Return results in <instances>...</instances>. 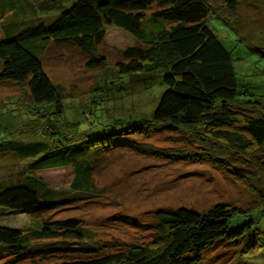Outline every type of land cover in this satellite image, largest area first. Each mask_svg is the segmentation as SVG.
<instances>
[{
    "label": "trees",
    "instance_id": "16d2710c",
    "mask_svg": "<svg viewBox=\"0 0 264 264\" xmlns=\"http://www.w3.org/2000/svg\"><path fill=\"white\" fill-rule=\"evenodd\" d=\"M67 2L58 4L52 21L10 26L0 39V82L25 84L28 91L15 98L13 108L0 110V155L10 152L29 160L0 180V210L30 219L26 228L0 224V259L200 264L204 253L222 241L240 242L241 257L248 252L256 260L264 258V94L239 87L233 49L209 24L215 17L241 33L236 24L240 0H224L223 8L208 0ZM107 26L123 29L140 44L125 51L127 60L108 67L97 54ZM256 37L252 50L262 62L264 30ZM63 41L87 54L89 67H105L101 71L110 78L104 83L118 86L113 95L125 94L119 87L137 75L155 76L156 102L116 116L108 106L110 93L100 88L89 105L91 115L84 117L68 106L71 97L52 81L41 60L52 42ZM159 133L169 134L173 145L146 141ZM121 149L172 162L209 163L244 185L250 202H218L202 211L158 209L154 222L143 223L144 240L114 238L97 245L86 242L90 235L79 218L45 219L60 205L102 193L93 180L95 166L105 152ZM67 166L74 169L69 195L58 197L37 172Z\"/></svg>",
    "mask_w": 264,
    "mask_h": 264
},
{
    "label": "rangeland",
    "instance_id": "374dc122",
    "mask_svg": "<svg viewBox=\"0 0 264 264\" xmlns=\"http://www.w3.org/2000/svg\"><path fill=\"white\" fill-rule=\"evenodd\" d=\"M67 1L0 0V39L8 36L10 26H22L31 19V22L41 19L52 21L57 16L58 4L70 5L71 2ZM208 1L217 8L224 7V0ZM44 4L49 6L48 10L44 9ZM209 24L225 44L233 49L239 87L250 92L253 90L258 95L264 94V58L262 62L256 61L258 53L252 50V46L259 43L256 35L264 30V0L239 2L236 24L239 31L247 36L246 39L221 19L211 17ZM137 45H140L138 41L123 29L107 26L98 43L97 54L104 57V66L108 67L127 60L125 51ZM90 59L71 41L52 42L41 56L52 81L61 85L71 97L68 106L82 111L84 117L91 115L93 95L100 88H104L105 95L110 93L108 106L116 116L147 110L156 102L159 93L153 87L154 83H158L155 76L137 75L128 84L119 87L125 94L113 95L117 91L113 89L118 86L105 84L104 81L110 75L106 76L101 71L104 66L89 67ZM147 84L149 87L145 88ZM23 93L28 95L25 84L0 82V110L13 108L15 98ZM168 135L153 134L146 141L159 147L172 146L173 142ZM26 162L29 160H21L14 153L0 155V180L12 170L25 167ZM37 175L58 192V197L69 195L68 190L74 177L72 167L47 168L39 170ZM93 180L102 193L83 196L82 199L60 205L44 217L79 218L90 235L86 242L94 245L114 238L127 242L144 240L147 229L143 223L154 222V213L158 209L176 210L186 207L202 211L218 202L245 206L251 199L245 186L236 178L209 163L172 162L124 149L105 152L95 166ZM127 217L135 219L138 224L127 221ZM29 223L26 214L0 210L2 225L26 228ZM239 244L236 241L218 243L204 253L200 264H264V258L256 260L257 256L252 253L245 252L241 257L237 248ZM54 259L46 256L34 261L8 263L3 258L0 264H47Z\"/></svg>",
    "mask_w": 264,
    "mask_h": 264
}]
</instances>
